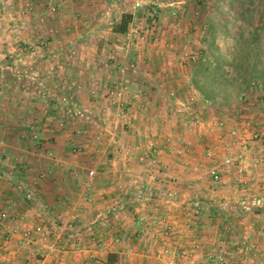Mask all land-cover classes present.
<instances>
[{"label": "rangeland", "instance_id": "374dc122", "mask_svg": "<svg viewBox=\"0 0 264 264\" xmlns=\"http://www.w3.org/2000/svg\"><path fill=\"white\" fill-rule=\"evenodd\" d=\"M122 13L131 15L125 33L115 31ZM202 59L213 66L221 65L227 80L216 86L210 100L204 99L195 86V93L182 88V107L176 108L175 120L170 124L182 135L191 128L196 132L194 129L202 123V106H206L213 125L228 127L224 152L206 173L209 186L223 180L225 167H240L241 173H247L248 168L264 172V165L245 167L244 163L249 151L254 150L251 145L264 141V123L261 125L258 119L262 118L259 113L264 112V71L261 72L264 67V0H0V149L5 150L2 137L8 134L14 138L16 146L27 150L62 140L64 157L85 158L93 154L94 158L99 157L96 160H102L119 156V142L125 135L123 111L131 106L128 95L136 96L152 89L170 94L177 88L176 83L156 81L155 86L144 77L142 82L132 77L147 74L148 62H152V70L154 62H175L181 68L187 66L185 73L180 74L192 77ZM255 64L260 72L254 78ZM163 68L164 71L159 70L157 65L155 72L158 73L154 75L173 74ZM188 136H195V133ZM189 146L181 147L189 153L192 148ZM45 149L43 153L54 158L53 149ZM163 149L173 151L172 146ZM151 150L141 156L146 172L161 166L158 154L154 156ZM2 154L0 152V157ZM192 164L187 169L202 172L201 167L195 168L197 159ZM214 169L220 172L217 180L212 175ZM19 171L16 172L22 174L24 169ZM91 171L95 176L94 168L89 176ZM237 183V188L244 184ZM157 184L161 187V182ZM246 196L237 197V205L243 206ZM255 196L250 195L251 204ZM64 199L62 204L66 205L69 199ZM200 199L206 207L214 208L217 197L195 195L191 201ZM197 207L191 211L190 218L205 217L206 211ZM44 214L58 222L65 221L61 211L54 208H48ZM227 214L220 209L211 210L210 218L225 225L204 228L199 224L197 228L192 227L194 223L184 215L188 217L185 230L184 227L177 229L181 233L195 230V241L187 244L192 256L164 251L161 258L145 264H263L255 257L244 260L241 256H231L240 250L257 251L244 237L245 230L232 226V217ZM18 215L4 210L0 212V221L14 220L19 225L22 219ZM87 217V214L75 216L74 220L88 222ZM106 219L116 217L112 213ZM47 226L20 228L22 238L27 242L35 238L42 240L49 256V242L64 247L59 256L67 252L70 249L68 239L73 238L70 232L59 233ZM27 231L31 233L30 238L24 235ZM257 231L264 234V228H256L255 234ZM3 238L8 240L6 235ZM85 247L81 244L79 249ZM124 263L131 261L124 259L121 264Z\"/></svg>", "mask_w": 264, "mask_h": 264}, {"label": "crops", "instance_id": "0c3cea01", "mask_svg": "<svg viewBox=\"0 0 264 264\" xmlns=\"http://www.w3.org/2000/svg\"><path fill=\"white\" fill-rule=\"evenodd\" d=\"M148 63V73L134 75V81L142 82L144 77L150 85L159 81L162 84L176 83L177 88L170 94L152 89L140 95H128L127 101L131 106L123 111L125 124L122 128L125 135L119 142V156L102 160H96L99 157L94 158L93 154L85 158L64 157L62 140L27 150L16 146L11 135L4 134L2 142H5L6 148L0 149L3 152L0 157V212H17L22 220L19 225L14 220L0 221V264H96L97 261L98 264H105L110 253L115 254L119 260L114 264H121L124 259L133 264H145L161 258V252L164 251L182 255L187 253L186 256L190 257L191 249H188L190 245L187 244L195 241V230L181 233L177 228L184 227L185 230L188 221L186 217L190 218L196 206L206 212L205 217L190 218L195 224L192 227L197 228L198 224L202 228L223 227L225 224L210 218L209 212L218 209L227 212L232 217V226L244 229V237L257 251L252 249L251 253L240 250L230 255L237 258L241 256L244 260L255 257L264 264V234L258 231L255 234L256 228H264V172L248 168L247 173H241L240 167H225L223 180L209 186L211 184L206 173L221 158L220 153L224 152L223 143H226L229 136L228 127L224 129L218 127L217 123L213 125L209 110L202 106V123L197 130L194 129L196 132H192L191 128L190 131L185 130V135L178 133L176 126L170 123L175 120L176 108L182 105V88L195 93L191 75H181L188 68H181L175 62H154V67L158 65L159 70L164 71L165 67L173 71L170 75H154L156 69L152 70V62ZM173 76L177 79H173ZM259 115L262 118L258 119L263 125L264 112ZM197 132L199 135H196ZM190 133H195V136H188ZM187 139H191L190 142ZM12 143L15 145L13 148ZM183 145L192 147L189 153L183 150ZM171 146L173 151L162 150ZM48 147L53 149L51 152L55 153L54 158L43 153ZM251 147L254 150H250L246 156L245 167H262L264 141H256ZM151 149L154 156L158 154L157 160L161 166L146 172L141 156L151 152ZM255 150L256 153L253 152ZM176 151L181 155H177ZM258 153L260 156L257 157ZM196 159L198 164L195 168L201 167L202 172L187 169L189 165H194L192 163ZM180 162H185V165ZM91 168L96 170L93 177L88 174ZM19 169H24V172L18 174ZM157 181L161 182V187ZM238 181L244 184L237 188ZM148 183L154 185L147 186ZM242 194L248 198H245L243 206H239L236 201ZM195 195L200 198L208 195L217 197L212 204L214 208L202 204L203 199L192 202L191 198ZM250 195H256L253 204L250 203ZM64 197L69 199L66 205L62 204L65 202ZM48 208L61 211V218L65 221L58 222L52 217H46L44 212ZM112 213L116 219H106ZM85 214L88 215V222L74 220L75 216ZM161 215L164 216L158 217ZM47 224L50 229L54 228L59 233L70 232L73 236L68 239L70 249L60 256H49L42 240L35 238L27 242L22 238L20 228H33L37 225L47 228ZM215 231L218 233L219 229ZM186 232L192 235L188 236ZM4 235L8 236V240L3 238ZM81 244L86 247L79 249Z\"/></svg>", "mask_w": 264, "mask_h": 264}, {"label": "trees", "instance_id": "16d2710c", "mask_svg": "<svg viewBox=\"0 0 264 264\" xmlns=\"http://www.w3.org/2000/svg\"><path fill=\"white\" fill-rule=\"evenodd\" d=\"M131 21L130 14H124L120 24L115 28L116 32L125 33L128 31ZM264 71V67H262ZM258 65L255 64L253 67L252 76L255 78L259 73ZM211 78V79H210ZM192 83L195 87L201 90L202 96L206 100L213 98L214 93L216 92V86L220 85L223 81L227 80L225 78V72L222 71L221 65L213 66L210 62H207L202 59V61L197 63V66L191 77ZM202 80V87H201ZM117 261L115 254L110 253L105 259V264H114Z\"/></svg>", "mask_w": 264, "mask_h": 264}, {"label": "built area", "instance_id": "2783aa9c", "mask_svg": "<svg viewBox=\"0 0 264 264\" xmlns=\"http://www.w3.org/2000/svg\"><path fill=\"white\" fill-rule=\"evenodd\" d=\"M227 162H229V160H226ZM219 170H216V169H214L213 171H212V175H213V177L217 180V179H219ZM90 175L91 176H93L94 175V171H91L90 172ZM24 235H25V237L26 238H30L31 237V233L30 232H24ZM48 246H49V252L51 253V254H53V255H57V254H60L61 252H62V250L64 249V247H60V246H58V245H56V243L55 242H49L48 243Z\"/></svg>", "mask_w": 264, "mask_h": 264}]
</instances>
